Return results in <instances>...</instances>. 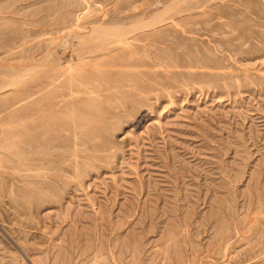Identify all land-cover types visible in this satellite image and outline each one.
Listing matches in <instances>:
<instances>
[{"label":"rangeland","instance_id":"374dc122","mask_svg":"<svg viewBox=\"0 0 264 264\" xmlns=\"http://www.w3.org/2000/svg\"><path fill=\"white\" fill-rule=\"evenodd\" d=\"M0 264H264V0H0Z\"/></svg>","mask_w":264,"mask_h":264},{"label":"bare ground","instance_id":"6f19581e","mask_svg":"<svg viewBox=\"0 0 264 264\" xmlns=\"http://www.w3.org/2000/svg\"><path fill=\"white\" fill-rule=\"evenodd\" d=\"M111 31H112V30H111ZM123 31H124V30H123ZM121 32H122V31H121ZM121 32H120V34H122ZM95 33H96V32H95ZM102 33H103V32H102ZM118 34H119V33H118ZM116 35H117V34H116ZM26 71H27V70H26ZM34 72H35V71H34ZM27 73H28V72H27ZM8 81H9V80H8ZM12 132H13V131H11V133H12ZM16 132H17L18 134H21V136H25L24 134H22L24 131H17V130H16V131H14L13 133H16ZM17 133H16V134H17ZM5 134H6V136H8V135H9V132L7 131ZM23 139H24V138H23ZM24 140L28 141L27 139H24ZM7 143L10 145L9 150H10V152H11V151L13 150V149H12L13 146H12L11 142L8 141V138H7ZM14 147H15V146H14ZM13 151H14V152H13ZM13 151H12L13 154H16V155H20V154H21V150H19V151H17V152H15L16 150H13ZM21 155H22V154H21Z\"/></svg>","mask_w":264,"mask_h":264}]
</instances>
